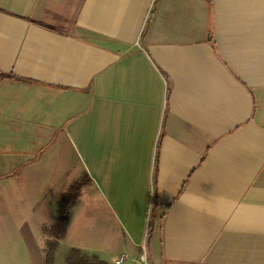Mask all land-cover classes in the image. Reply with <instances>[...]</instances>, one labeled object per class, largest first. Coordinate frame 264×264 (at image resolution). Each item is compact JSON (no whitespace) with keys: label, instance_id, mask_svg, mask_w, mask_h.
I'll return each mask as SVG.
<instances>
[{"label":"crops","instance_id":"obj_1","mask_svg":"<svg viewBox=\"0 0 264 264\" xmlns=\"http://www.w3.org/2000/svg\"><path fill=\"white\" fill-rule=\"evenodd\" d=\"M43 106L61 111L41 135L70 138L93 219L123 243L62 247L79 197L55 258L264 264V0H0V124Z\"/></svg>","mask_w":264,"mask_h":264},{"label":"rangeland","instance_id":"obj_2","mask_svg":"<svg viewBox=\"0 0 264 264\" xmlns=\"http://www.w3.org/2000/svg\"><path fill=\"white\" fill-rule=\"evenodd\" d=\"M51 110L55 112V116L48 114ZM60 111L43 106L35 110V123L8 125L6 123L8 115L7 110H5L7 119L4 124H0V136L7 137L0 138L3 139L0 141V160L4 157L8 158L4 153L10 149V152H14L15 155L11 157L15 160V166H23V168L10 172L9 180L8 178L1 180L6 173L3 175L0 172L2 174V176L0 175V264H45L44 242L39 241L38 237L40 239L41 237H37L33 233L37 234L39 229L42 231V228L51 225L55 220L54 217H56L53 211L47 212L46 207L48 205L40 199L44 197L46 186L47 174L45 171L49 169L48 174L50 176L47 178L49 189L56 183L57 192L63 190V193L73 182L84 180L87 176L80 172L84 165L83 162L77 163L73 157L74 149L70 138L41 135L45 131L43 127H51L44 126L43 121H56ZM62 111L61 115L66 117L67 111ZM6 141H10L12 146L9 148L3 146ZM24 151H26V157H23ZM2 164L3 161H0V165ZM35 196L39 198H37L36 203H33L32 199ZM80 197V216L77 220L70 221L68 237L62 241V247L63 245L68 248L75 247L73 244L84 245V243L87 245L88 242L91 246L103 249L114 247L112 252L114 255L120 253L123 250V243L117 242V236L114 235L115 230L114 225H112L114 219H111L109 226H102L93 219V214L95 215L93 206L86 205L88 190H81ZM95 216L97 217V215ZM27 228L32 233L31 235H35L33 239L29 237ZM33 228L35 231L32 232L31 229ZM91 229L100 232L99 239L93 240L91 236L87 235ZM118 238L123 240L124 236L120 235ZM28 240L32 243L30 251L26 249ZM60 241L56 252L60 248ZM53 263L66 264V260L62 256L57 258L54 256Z\"/></svg>","mask_w":264,"mask_h":264},{"label":"trees","instance_id":"obj_3","mask_svg":"<svg viewBox=\"0 0 264 264\" xmlns=\"http://www.w3.org/2000/svg\"><path fill=\"white\" fill-rule=\"evenodd\" d=\"M89 182L90 179L85 176L84 180L76 181L69 185L67 190L62 194L60 198L54 222L51 225L42 228L41 232L43 236H45V264H53L54 256L58 247V242L62 240L66 234L70 211L76 205V202L80 197L82 188L86 186ZM96 263L102 264L98 261V259L94 257L90 258L82 250L76 248H72L66 257V264Z\"/></svg>","mask_w":264,"mask_h":264},{"label":"built area","instance_id":"obj_4","mask_svg":"<svg viewBox=\"0 0 264 264\" xmlns=\"http://www.w3.org/2000/svg\"><path fill=\"white\" fill-rule=\"evenodd\" d=\"M124 263V257L120 256L118 260L115 261V264H123Z\"/></svg>","mask_w":264,"mask_h":264}]
</instances>
